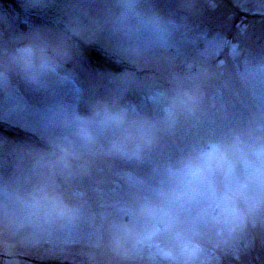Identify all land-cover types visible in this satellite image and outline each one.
Wrapping results in <instances>:
<instances>
[{"label": "rangeland", "instance_id": "374dc122", "mask_svg": "<svg viewBox=\"0 0 264 264\" xmlns=\"http://www.w3.org/2000/svg\"><path fill=\"white\" fill-rule=\"evenodd\" d=\"M23 1L0 4V264H264V0H141L163 35L121 41L115 0Z\"/></svg>", "mask_w": 264, "mask_h": 264}, {"label": "clouds", "instance_id": "9594fccd", "mask_svg": "<svg viewBox=\"0 0 264 264\" xmlns=\"http://www.w3.org/2000/svg\"><path fill=\"white\" fill-rule=\"evenodd\" d=\"M120 11L112 17L110 30L118 41L130 40L141 30H146L153 40L163 35L162 18L156 12L143 9L141 0H115ZM71 59V51L63 41L44 46L30 45L19 50L15 57L16 70L28 83H38L49 74L56 73Z\"/></svg>", "mask_w": 264, "mask_h": 264}, {"label": "trees", "instance_id": "16d2710c", "mask_svg": "<svg viewBox=\"0 0 264 264\" xmlns=\"http://www.w3.org/2000/svg\"><path fill=\"white\" fill-rule=\"evenodd\" d=\"M1 1L4 3H10L11 2L13 4V6H15V7L19 6V3H17L16 0H1ZM20 5L22 6L21 3H20Z\"/></svg>", "mask_w": 264, "mask_h": 264}, {"label": "water", "instance_id": "95a60500", "mask_svg": "<svg viewBox=\"0 0 264 264\" xmlns=\"http://www.w3.org/2000/svg\"><path fill=\"white\" fill-rule=\"evenodd\" d=\"M21 28H22V29H24V28H25V26H24V25H22V26H21Z\"/></svg>", "mask_w": 264, "mask_h": 264}]
</instances>
